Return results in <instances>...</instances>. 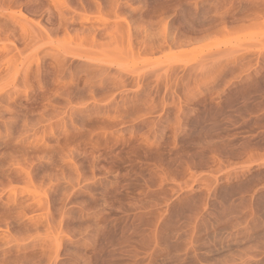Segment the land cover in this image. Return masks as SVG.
<instances>
[{
	"label": "rangeland",
	"instance_id": "obj_1",
	"mask_svg": "<svg viewBox=\"0 0 264 264\" xmlns=\"http://www.w3.org/2000/svg\"><path fill=\"white\" fill-rule=\"evenodd\" d=\"M0 264H264V0H0Z\"/></svg>",
	"mask_w": 264,
	"mask_h": 264
}]
</instances>
